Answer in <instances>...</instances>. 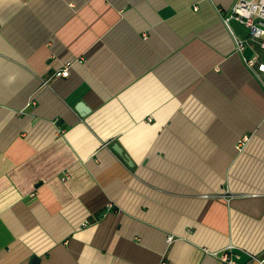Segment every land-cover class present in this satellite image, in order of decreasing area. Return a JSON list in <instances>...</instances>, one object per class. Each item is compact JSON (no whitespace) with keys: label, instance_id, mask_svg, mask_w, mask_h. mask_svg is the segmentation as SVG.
I'll return each mask as SVG.
<instances>
[{"label":"crops","instance_id":"crops-1","mask_svg":"<svg viewBox=\"0 0 264 264\" xmlns=\"http://www.w3.org/2000/svg\"><path fill=\"white\" fill-rule=\"evenodd\" d=\"M235 1L0 0V264L264 252V50Z\"/></svg>","mask_w":264,"mask_h":264},{"label":"built area","instance_id":"built-area-1","mask_svg":"<svg viewBox=\"0 0 264 264\" xmlns=\"http://www.w3.org/2000/svg\"><path fill=\"white\" fill-rule=\"evenodd\" d=\"M239 21L248 29V37L243 38L235 35L236 47L238 51H243L247 46L254 44L264 50V0H236L229 12L223 14V20L230 26L231 20ZM246 65L259 72H264V61L260 53L255 52L252 56H244ZM69 66H65L57 71L55 75L68 76ZM167 240H172V235H168ZM219 264H264V252L250 254L244 257L242 252L230 245L218 253Z\"/></svg>","mask_w":264,"mask_h":264},{"label":"water","instance_id":"water-1","mask_svg":"<svg viewBox=\"0 0 264 264\" xmlns=\"http://www.w3.org/2000/svg\"><path fill=\"white\" fill-rule=\"evenodd\" d=\"M80 107H81V112H84L85 110H86V108L81 104L80 105ZM114 149L121 155V156H124V157H126V155L123 153V151H122V149L118 146V145H115L114 146Z\"/></svg>","mask_w":264,"mask_h":264}]
</instances>
